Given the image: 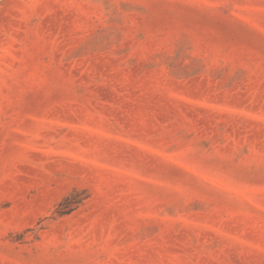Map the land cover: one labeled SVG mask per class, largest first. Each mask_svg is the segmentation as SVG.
<instances>
[{"label":"rangeland","instance_id":"374dc122","mask_svg":"<svg viewBox=\"0 0 264 264\" xmlns=\"http://www.w3.org/2000/svg\"><path fill=\"white\" fill-rule=\"evenodd\" d=\"M0 264H264V0H0Z\"/></svg>","mask_w":264,"mask_h":264},{"label":"trees","instance_id":"16d2710c","mask_svg":"<svg viewBox=\"0 0 264 264\" xmlns=\"http://www.w3.org/2000/svg\"><path fill=\"white\" fill-rule=\"evenodd\" d=\"M65 204H66V202L59 204L58 209H57V213L59 215H65V214H68L72 211V209L69 207V205H65Z\"/></svg>","mask_w":264,"mask_h":264}]
</instances>
